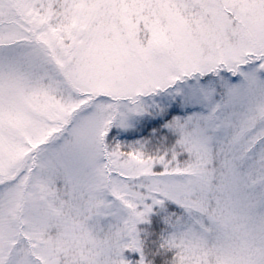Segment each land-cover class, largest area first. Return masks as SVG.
<instances>
[{"label":"snow or ice","instance_id":"6c2138e0","mask_svg":"<svg viewBox=\"0 0 264 264\" xmlns=\"http://www.w3.org/2000/svg\"><path fill=\"white\" fill-rule=\"evenodd\" d=\"M0 264H264V0H0Z\"/></svg>","mask_w":264,"mask_h":264}]
</instances>
